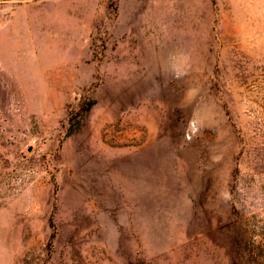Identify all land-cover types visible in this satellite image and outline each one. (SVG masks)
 <instances>
[{
  "label": "rangeland",
  "instance_id": "374dc122",
  "mask_svg": "<svg viewBox=\"0 0 264 264\" xmlns=\"http://www.w3.org/2000/svg\"><path fill=\"white\" fill-rule=\"evenodd\" d=\"M0 264H264V0H0Z\"/></svg>",
  "mask_w": 264,
  "mask_h": 264
}]
</instances>
